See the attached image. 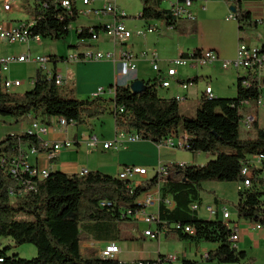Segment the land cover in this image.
Here are the masks:
<instances>
[{
	"label": "trees",
	"instance_id": "16d2710c",
	"mask_svg": "<svg viewBox=\"0 0 264 264\" xmlns=\"http://www.w3.org/2000/svg\"><path fill=\"white\" fill-rule=\"evenodd\" d=\"M164 1L140 0V18L147 25L165 20L169 27L178 29L177 19L163 8ZM244 1L234 0L231 7L239 31L258 26L251 13L243 8ZM24 6L31 19L33 37L66 39L70 26L78 20L77 10L64 8L59 0H28ZM182 19L196 20L193 15ZM90 33L85 25L82 33L75 35L78 40L89 41ZM242 40L240 37L239 42ZM260 49L264 52V47ZM48 57L54 70L65 60ZM33 80V88L25 93L8 92L0 80V117L38 120L42 114L90 129L92 121L109 113L114 116L116 134L137 133L143 141L159 145L179 132L187 138V151L215 157L202 166L168 165L170 175L162 187L157 229L165 236L175 234L181 241L192 244H216L204 256L207 264L253 261L245 251L238 250L232 237L238 221L264 224V128L255 118L253 136L243 138L241 134L242 105L257 101L261 94L254 78L238 73L235 98L207 97L202 93L195 114L182 113L177 98L161 96L155 79L143 81L144 89L138 94L131 91V85H111L115 89L114 97L88 99H78L74 90L56 86L54 78H47L40 69ZM198 81L195 77L184 82ZM222 147H228L230 152ZM27 148H35L39 153L51 150L28 130L0 141V237L11 238L13 243L0 247V264H125L117 257L106 258L99 253V257L94 253L86 257L82 246L90 240L109 244L119 241L120 225L134 221L130 213L145 207L142 198L158 185V178L147 179L139 186L100 171H88L84 176L48 171L47 177L40 178L24 168ZM245 169L247 175L243 174ZM247 180L251 185L238 192L235 219L205 220L192 210L195 204L203 205L200 198L203 183L242 184ZM187 228L193 233H188ZM23 245L35 246L37 256L24 259L18 253H11ZM166 257L159 254L154 260L126 264H163ZM178 261V264H201L184 255Z\"/></svg>",
	"mask_w": 264,
	"mask_h": 264
},
{
	"label": "rangeland",
	"instance_id": "374dc122",
	"mask_svg": "<svg viewBox=\"0 0 264 264\" xmlns=\"http://www.w3.org/2000/svg\"><path fill=\"white\" fill-rule=\"evenodd\" d=\"M22 4L27 3L28 0H19ZM208 1V0H207ZM120 10L124 12L128 17L121 19L129 29L136 31L138 29H144L145 21L139 19V14L142 11V5L140 0H117ZM32 4V1H30ZM205 5V9L202 8V5ZM104 6V0H94L93 7L96 9H102ZM232 3L227 0H209L208 3H204V0H197L194 2L193 13L194 16L198 18L195 21H188L182 19L178 21V29L169 30V26L165 20L162 21H151V24L158 25L162 30H159L153 35H148L146 39L143 38H134L130 40L128 46L133 48L132 51L148 50L149 52H158L159 56H166L167 58H172L174 60L179 58L175 52L182 45L195 46L202 42V38H205L206 41L210 40H219L224 46H228L233 36H237V41L239 38H243V43L252 44L249 41L251 36L260 37L261 42L264 44V28L257 27L250 28L247 27L242 31L238 29L237 21L227 20L228 17L232 14L231 12ZM24 14L13 13L4 15L0 14V20H15L16 18L27 19V16ZM25 18V19H24ZM230 21V22H229ZM80 22V20L78 21ZM75 24L78 25L79 23ZM202 26L203 28V37L197 38L194 36H182L189 32V34L195 35L192 31L193 28L197 25ZM199 39V40H198ZM101 42L97 45L96 48H90L95 52L102 53H114V45L107 39V37L102 33L100 37ZM158 40V42H157ZM80 41L77 39L74 32H70L68 38L56 41L52 39H42L41 43H36L30 41L28 43H11L3 44L0 43V58H8L13 56H21L29 54L32 56V59L36 57H46V56H57L66 58L69 53H74L75 48H71L70 45L77 46ZM238 48V47H237ZM84 47L81 46L79 50H83ZM135 52V51H134ZM236 58V57H235ZM234 58V59H235ZM233 59V60H234ZM145 59L139 61L140 68H145L148 70L150 76H155L156 74L152 71V67L147 63L143 62ZM231 61V60H228ZM147 63V64H146ZM161 65V64H160ZM40 66V65H39ZM39 66L35 63L28 62L24 64H13L10 67V76L13 79H19L23 81L24 85L21 88H17L15 92L25 93L33 88L32 80L35 78L36 72L39 69ZM120 64L114 65L112 62L107 61H87V62H59L57 68L63 76H66L71 81L70 87L71 90L75 91V97L80 99L91 98L94 93H96L100 88L107 91L106 98L114 95V88L110 86H115L116 76L120 73ZM162 66V65H161ZM165 66V65H164ZM54 68V65L52 66ZM139 71V68L138 70ZM226 70L219 67L218 64L205 66L199 69H190V68H181L179 69L180 74L195 72L202 73L200 77V83H192L190 86L189 98L182 97V100L179 101L180 110L182 113L189 112L195 114L197 112L199 101L201 99V88L205 91L208 86L212 87L215 92L218 89H225V92H222V98H235V87H233L234 75L238 74L236 70ZM140 72V71H139ZM232 76V82L229 83V75ZM155 78V77H154ZM130 78L129 76L121 80V84H128ZM237 82V78H236ZM235 82V84H236ZM174 88V89H173ZM168 91H161V94L169 95L176 91V88L173 87ZM113 89V93L109 95V90ZM182 95V93H180ZM232 96V97H231ZM250 107V106H249ZM249 107L243 109L244 116ZM251 107L254 108L253 113H260V124L264 127V110L258 107L256 101L251 102ZM261 109V110H260ZM54 118H48L40 114L38 122H42L48 125V123H53ZM32 121L28 119L19 118V119H3L0 117V141L5 139L9 135H18L21 134L25 125L29 126ZM56 132H62L61 128L53 127L52 125L48 127L50 130ZM64 134V133H63ZM69 137L72 136V140H77L81 146H76L72 140V148L67 149L62 147L57 152H63L66 160H74L78 162L80 166H88L90 169H98L97 171L104 172L105 174L116 177L123 169L126 167H136L148 170V178L155 177L156 168H159L160 165H167V160H174L175 162L190 165V166H202L206 164L209 160L214 159L211 155L206 153H193L187 150H177L172 151L170 149L164 148L161 152L159 151L160 146L155 145L151 142L141 141L139 143L131 144L126 147H122L119 150H109L106 151L103 149L105 143H114L117 136L115 129V119L112 114H106L102 118L92 121V127L88 129L85 126H76L75 124L69 125ZM241 134L243 138H248L253 136V131L246 130L241 124ZM90 135L92 137L97 136L100 140L99 147L95 151L89 150L90 148L84 142V136ZM42 140H46L48 135L40 136ZM223 151L230 152L228 147H222ZM71 152V153H70ZM76 153V154H75ZM85 168V167H84ZM95 170V171H96ZM139 178H137L138 180ZM237 183H222V182H205L203 183V189H201L200 194L203 197L204 203L203 206H220V218L223 219L222 208H226L231 214L236 215L235 205L238 202V190ZM219 198L220 202L216 205L213 201L214 198ZM199 216L205 220L211 218L209 214L205 211L204 208H201L199 211ZM121 236L120 240L117 241L118 245L121 247L122 251L119 254H114L115 257H119L120 260L124 263H132L134 258H137L136 261L146 260L149 256L150 260L158 258L159 254L162 256H181L185 255L187 258L201 262V264H207L204 257L198 255L201 251L196 250V244L189 242L181 241L175 234H168L167 236L163 235L159 239L143 238L142 235L146 230H149L147 224L140 222H126L120 225ZM154 229V227H152ZM137 237V238H136ZM142 237V238H141ZM136 238V239H134ZM92 240L85 242L83 245L84 254L86 257L93 256V252L96 257H99L102 250L97 248V243L91 242ZM11 238L0 237V247L3 248L7 245H12ZM134 245L137 250L143 252L142 259H139L137 254L133 253V248H129L127 245ZM191 246L190 250L188 249ZM203 248L214 249L216 244L212 243H203ZM196 250V251H195ZM260 259L258 263L264 264V250L260 251ZM11 253H18L20 258L32 259L37 256V249L33 245H23L15 247ZM99 253V254H98ZM178 262L174 264H178ZM251 264L254 263L249 262Z\"/></svg>",
	"mask_w": 264,
	"mask_h": 264
},
{
	"label": "built area",
	"instance_id": "2783aa9c",
	"mask_svg": "<svg viewBox=\"0 0 264 264\" xmlns=\"http://www.w3.org/2000/svg\"><path fill=\"white\" fill-rule=\"evenodd\" d=\"M61 5L71 10L75 8L78 14L79 24H73L70 26V31L76 33H82L83 27L85 25L89 26V29L92 33V38L89 41L79 40L77 46L70 45L74 47L76 51L74 53H69L65 58V62L75 63V62H87V61H107L112 62L114 65H122L121 73L127 75L129 72L137 71L138 64L141 59H150V64L152 71L156 74L155 80L157 83L158 91L168 90L175 83L177 84L178 78V69L184 67H191L194 69L203 68L218 62L219 56L213 51H199V52H190L187 56L180 55L179 58L169 61L165 67L160 65L159 56L156 52H134L132 51L129 45V41L134 37L145 39L147 35L157 33L160 29L158 25L149 24L144 26V29H138L133 31L129 29L121 19L128 17L120 10V6L117 0H104V6L102 9H96L93 7L94 0H59ZM197 0H165L163 3V8L170 11L171 15L177 19L181 20L182 13H195L193 11L194 2ZM206 1V0H204ZM233 2L234 0H227ZM18 0H0V14L11 13L14 8L18 7ZM205 9V7H202ZM196 14V13H195ZM141 16V14H139ZM140 16L138 17L139 19ZM227 20H236L234 14L232 13ZM95 25L100 26V28L95 27ZM32 26L31 20L18 21L17 23H8L7 20H0V43L11 44V43H28L34 41L36 43H41V37H33L30 33V27ZM170 30L174 28L169 27ZM90 33V34H91ZM102 33L107 37V39L114 45V53H102L95 52L90 48H96L97 45L101 42L100 37ZM83 46V50L79 48ZM33 62L39 66L41 72L49 79L54 78L56 86L60 88H67L71 90L70 84L71 81L68 77L63 76L60 71L57 70L54 72V65L50 57H36L32 59V56L29 54L21 56H13L8 58H0V80L4 88L10 92L15 93L17 88H21L24 83L19 79H11L10 67L13 64H24L28 62ZM222 68L224 70H236L237 72L243 73L247 78H254L260 88V96L258 98L257 105L262 110H264V52L260 48H254L248 46L246 43L240 42L237 49L236 58L233 61H222ZM180 83V82H179ZM246 84V82L244 83ZM34 85V80H32V86ZM184 90L188 89L191 84L180 83L178 84ZM113 93V89L109 90V95ZM107 91L100 88L92 98L103 97L106 98ZM204 94L207 97L213 96L212 87L208 86L204 91ZM115 96L114 95L109 97ZM180 98V97H177ZM251 105L250 101L243 103L242 107L246 108ZM32 121L31 125L28 127L30 133H35L37 136L47 135L49 133V126L56 128H61L65 133L69 130V125L65 119L54 118L53 123L48 125L38 122V120H29ZM255 117L244 116L241 124L246 130H251ZM73 124V123H72ZM176 132L173 133L165 142L159 144L158 146L170 149L172 151L177 150H186L187 149V138L184 134ZM41 138V137H40ZM143 141L142 138L137 133H120L117 134L114 143H105L103 149L106 151L109 150H119L122 147H126L131 144L139 143ZM85 143L90 148L91 151H95L99 147L100 140L97 136H88L85 139ZM47 147L54 152H57L62 147L67 149L72 148V142L68 139L62 143L55 145L45 143ZM39 152L35 148H27L26 154L27 159L24 164L26 171L30 172L32 176H38L40 178L47 177V171H40L37 166H32L29 162L30 155H37ZM29 154V155H28ZM17 162V161H16ZM16 165V163H14ZM14 170V169H13ZM155 177L158 178V185L146 193L142 200H145V207L141 208L135 213H130L134 222H140L147 224L149 230H146L143 234L146 238L159 239L163 232L158 231V219H159V205L162 199V187L167 182L169 177V170L167 165H160L159 168L155 170ZM81 176L88 174V170H83L79 173ZM243 174L247 175L248 170L245 169ZM118 177L124 181H130L133 186H139L143 181H146L148 178V170L136 167H126L118 174ZM137 178H139L137 180ZM250 181L247 180L241 184L240 190L245 187H249ZM167 205L171 206V201H166ZM220 206H205V211L210 215V217H217L220 213ZM201 206L195 204L192 206V210L199 212ZM222 214L224 220L231 219L232 215L227 209L222 208ZM154 227V229H152ZM254 228L258 231L264 230V224H254ZM188 233H193L189 228L186 229ZM240 237L236 231V234L232 237V242L237 243ZM121 249L116 244H111L102 250L101 256L106 258L115 257L114 254H119ZM166 262L163 264H174L177 262L178 256L168 255L166 257ZM133 263V262H132ZM126 264V263H125Z\"/></svg>",
	"mask_w": 264,
	"mask_h": 264
},
{
	"label": "crops",
	"instance_id": "0c3cea01",
	"mask_svg": "<svg viewBox=\"0 0 264 264\" xmlns=\"http://www.w3.org/2000/svg\"><path fill=\"white\" fill-rule=\"evenodd\" d=\"M208 1L206 0V1H204V3H206V2L208 3ZM18 4H19L18 7L14 8V10L11 13H13L14 11H17V13L24 14L23 16L26 15L27 16L26 20H29L30 19L29 15L24 11V9H25L24 4L25 3L22 4L18 0ZM203 6L205 7L204 4L202 5V7ZM242 6H243V8L245 10H247V11H249L251 13L252 20L254 22H256L257 24H259V27L257 29L264 28V3L263 2H261L259 0H245L243 2ZM8 14H10V13H8ZM4 15H7V14H4ZM194 17L197 20L198 15H197V17L196 16H194ZM6 20L8 21V23H17L18 21H23V18L20 17V18H16L15 20H8V19H6ZM232 21H236V20H232ZM144 25H146V24H144ZM160 29H161V27H160ZM194 29L196 31V32H194L195 35L189 34V32H187L185 34H181V35L182 36H186V35L194 36V38L195 37L202 38L203 37V33H204L202 26H200L199 23H198L197 27L193 28L192 31ZM167 31L171 32L172 30L169 29ZM149 35H153V34H149ZM147 37H148V35H147ZM263 37H264V35H263ZM134 38H138V37H134ZM202 40H203L202 42L200 41L199 44H196L195 46H192V48H190L189 46H184V45L180 46L178 48L177 52H175V54L180 56L182 54L190 53V52H193L195 50L213 51L219 56V59H220L215 64H218L219 67H221V68H222V65H221L222 61H224V60L233 61V59L236 57L237 49H238L237 47L239 45V43L237 41V36H233L232 37V39L230 41V44L228 46H224L218 39L216 41L215 40L206 41L205 38H202ZM249 41L252 42V44H248L247 43V45L250 46V47H254V48H262V47H264V44L261 42L260 37L256 38L255 36H251L249 38ZM157 42H158V40H157ZM129 43H130V41H129ZM131 49L133 50V48H131ZM134 51L135 52H139L137 50H134ZM144 51L149 52L148 50H143V51H140V52H144ZM151 52H153V51H151ZM157 54H158V52H157ZM158 56H159V54H158ZM170 59H172V58H167L166 56H163V57L159 56L160 64L162 65V67H165L166 64L169 61H172ZM143 62H147L151 66L150 59H146ZM215 64H212V65H215ZM138 68H139L140 72L139 71H134V72H129L127 75H123L121 73V70H122V65H121L120 66V73L116 76L115 86H117V85L128 86V85H132V83H134L135 81H138V80L147 81V80L154 79L155 76H152V75L150 76V74L148 73L147 69L142 68V70H141L139 64H138ZM184 68L194 69V68H191V67H184ZM179 69H181V68H179ZM179 69H178V78H177V81H176L177 84L174 83L172 85V87L170 89H168V90H171L173 87H175L176 91L174 93H171V95H169V92H166L167 94L163 95V94H161V91H163V89H161V90H159V93H160L161 96H163L165 98H177V97H180L181 100H182V97L189 98L190 86H189L188 89L184 90L178 84L184 83V81H186L188 79H191V78H195V77H198L200 79V77H202V73L200 72V74H199V73L195 72L193 74H190V73L180 74ZM57 70L59 71L58 68H57ZM231 70H233V69H231ZM228 71H230V70H226L225 72H228ZM237 73H240V72H237ZM241 74H243V73H241ZM128 76L130 78V80H128L129 83L128 84H121L120 81L123 80L124 78L128 77ZM9 77L11 79H13L10 75H9ZM234 77L235 78L233 79V84H234L233 87H235V91L234 92H235V95H237L236 78H238V74L234 75ZM229 78H230L229 79V83H231L232 82L231 74L229 75ZM235 82H236V84H235ZM198 83H200V81H198L196 84H198ZM168 90H165V91H168ZM225 91H226L225 89H221V90L218 89L215 92V90L213 89V95L216 96L217 98H222V97H225V96H222L221 93L225 92ZM180 93H182V95H180ZM202 93H204V90L201 88V94ZM78 99H80V98H78ZM83 99H85V98H83ZM253 110H254V108H252L251 105H250L249 110L247 109V111L245 112V113H247V115H245V116L255 117L259 121H261L260 118H259L260 113L257 112V114H255V113H253ZM30 120H33V119H30ZM29 126L25 125L24 128H23L22 133H24L28 129ZM63 133L62 132H56L54 130H51V128H50L49 133H48L49 137H47L46 140H42V141L44 143L55 145V144H58V143H62L63 141H65L67 139L68 140L69 139L72 140V136L69 137V134H68L69 130H68L67 133H65L64 131H63ZM88 136L89 135H85L84 136V142H85L86 137H88ZM72 141L74 142V144H76V146H78V147L81 146L79 141H77V140H72ZM163 149L164 148L161 147V148H159V151L161 152ZM52 158H53V160H52ZM28 159H29V162L33 166H37L40 171H47V172L48 171L49 172L60 171V172L65 173V174L72 175V174H79L83 170H88V171H95L96 170V169H90L89 165L88 166H80L79 163L75 162L74 160H66L65 157H64L63 152H54L52 150H50V152H47V153H38L37 155H30ZM167 161H168L167 162V166L171 165V164H181V163L175 162L174 160H167ZM237 185H238L237 186V190L239 191L240 187H241V184L237 183ZM202 189H203V185H202ZM200 198L202 200V203H204L203 197L201 196V194H200ZM213 201L215 202L216 205L220 202L219 198H217V197L214 198ZM174 207H175V205H174ZM201 208H205V207L202 205ZM231 215H232V219L236 218V215H233V214H231ZM198 216H199V212H198ZM199 217L202 218L201 216H199ZM215 219L223 220V219L220 218V214H218L217 217L209 218V220H215ZM236 227H237L236 231H237V233L239 234V237H240L239 241L237 242L238 250L245 251L246 254H247V257L254 260L253 264H263V263H260V262L258 263V260L260 259V253H261L260 251L264 250V230H261V231L256 230L254 228V224H251V223H249L247 221H238L237 224H236ZM142 237L145 238L143 235H142ZM91 242H93V241H91ZM95 243H97V245H96L97 248L98 249L100 248L101 250H104V249H106V247L108 245H111L109 243H104V242H95ZM115 244L117 246H119L118 242H115ZM202 244H199V245L196 246V250L201 251V253H198V255H200V256L204 257L205 255L208 254V252L210 250H214L215 249V248L214 249H209L208 247L207 248H203ZM127 246L129 248H133L132 252L137 254L138 257H140L139 259H142V254H144V253L140 252L141 250L140 251L137 250V248H135L134 245H130L129 244ZM83 247H84V245L82 246V251L84 252ZM190 248H191V246H189L188 249L190 250ZM120 249H121V247H120ZM121 251H122V249H121ZM91 253H93V252H91ZM118 259L120 260L119 257H118ZM136 259L137 258H134L133 261H136ZM143 259L148 260L150 258H149V256H147L146 258H143ZM122 263H124V262H122ZM241 264H251V263H248L246 260H244Z\"/></svg>",
	"mask_w": 264,
	"mask_h": 264
},
{
	"label": "water",
	"instance_id": "95a60500",
	"mask_svg": "<svg viewBox=\"0 0 264 264\" xmlns=\"http://www.w3.org/2000/svg\"><path fill=\"white\" fill-rule=\"evenodd\" d=\"M140 16V15H139ZM71 48H74V47H71ZM144 86H145V83L143 81H135L134 83H132L131 85V91L135 94H138L140 93L141 91H143L144 89Z\"/></svg>",
	"mask_w": 264,
	"mask_h": 264
},
{
	"label": "bare ground",
	"instance_id": "6f19581e",
	"mask_svg": "<svg viewBox=\"0 0 264 264\" xmlns=\"http://www.w3.org/2000/svg\"><path fill=\"white\" fill-rule=\"evenodd\" d=\"M193 15V13H182L181 18H189ZM179 101H181L180 98H177ZM80 175V174H79ZM143 204L145 205V200H143Z\"/></svg>",
	"mask_w": 264,
	"mask_h": 264
}]
</instances>
